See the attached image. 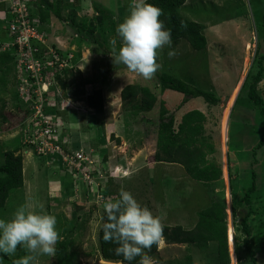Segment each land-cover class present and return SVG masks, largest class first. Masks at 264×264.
<instances>
[{
	"label": "rangeland",
	"instance_id": "rangeland-1",
	"mask_svg": "<svg viewBox=\"0 0 264 264\" xmlns=\"http://www.w3.org/2000/svg\"><path fill=\"white\" fill-rule=\"evenodd\" d=\"M3 1L0 0V18L8 5ZM130 3L131 0H59L51 7V22L39 27L48 33L49 45L57 44L60 51L71 50L74 54V71L66 79L71 85L66 90L57 85L51 100L60 111L56 113V122L64 125L68 149L80 144L77 148L84 156L94 157L96 165L91 171L96 173V185L87 188L81 175L64 170L59 162L40 157L24 146L21 128L31 116V106L27 100L16 99L12 77L15 63L10 64V71L0 63V110L1 117L6 119L0 128V166L8 151L24 159V187L11 192L6 207L0 210V219L11 220L24 204H32L37 212L42 205L43 212L56 216L62 239L55 249L60 242L66 248L59 261L55 255H44L39 257L40 264H65L72 254L77 255L73 264H121L105 261L98 242L105 214L103 202L118 198L121 187L160 216L164 226L194 229L198 214L212 204L210 187L190 178L181 165L156 163L153 157L161 108L175 116L176 129L187 113L198 110L206 117L203 134L216 151L209 158L222 166V179L212 188L228 205L231 264H238L235 247L244 237L233 224L232 204L236 211L248 212L244 195L253 173L258 190L252 196L250 241L257 253V264H264V250L260 247L264 242V148L255 150L264 133V120L260 109L246 101L248 87L243 89L249 73L256 72L257 61L264 56V0H187L182 14L203 24L207 47L195 50L188 41L181 40L159 51L157 62L162 67L157 73L169 74L214 94L219 99L217 104L202 98L182 104L184 95L163 91L156 76L145 80L123 64L114 63L109 41L116 39L118 51L121 41L116 28L129 14ZM91 29L93 35L89 36ZM94 38L100 45L94 43ZM0 41L4 47L11 43L7 29L0 28ZM169 51L176 52L174 58L169 59ZM127 85L152 90L157 98L154 108L141 111L135 104L124 103L121 92ZM95 89L103 91L102 112L89 108L85 101ZM258 92L264 99V78ZM3 176L0 173V178ZM109 190L116 195L110 197ZM215 251V245L202 250L169 245L162 239L153 258L156 264H194V260H199V264H217ZM27 254L18 247L14 256H7L13 262ZM0 264L7 263L0 260Z\"/></svg>",
	"mask_w": 264,
	"mask_h": 264
},
{
	"label": "trees",
	"instance_id": "trees-1",
	"mask_svg": "<svg viewBox=\"0 0 264 264\" xmlns=\"http://www.w3.org/2000/svg\"><path fill=\"white\" fill-rule=\"evenodd\" d=\"M57 1L59 2V0L55 2ZM55 2L51 3V0H34L31 2L33 20L36 21L35 25L38 29L40 26L48 25L51 22L52 13L50 10ZM147 2L163 10L164 15L161 16V20L164 21L166 28L172 31V42L176 43L181 40H186L195 50H203L207 47V39L203 33V24L195 22L182 14L181 9L186 4L187 0H147ZM181 22H183L186 27H181ZM262 25L264 27V22ZM92 31L93 29H91V34H89V36L93 35ZM94 43L100 45L99 40L96 38H94ZM0 58V63L6 65L9 71L11 70V63L14 62L17 67L15 50L1 52ZM263 62L264 56L262 55L257 61L258 69L254 74L249 73L244 82L243 89L248 87V94L245 96L247 99L246 101L249 102L252 107L260 109L261 118L264 120V99L258 92V85L264 78ZM73 71L74 69H65L59 75L57 74V85H60L64 90L68 89L71 84L67 83L66 79L73 74ZM14 72L12 77L15 96L17 100H21L19 89L22 80L19 77L17 69ZM155 76L158 80V86H160L163 91L170 90L184 95L182 104L197 98H202L209 104H217L219 102V99L214 94L201 91L169 74L156 73ZM56 87L54 88L53 86L47 93L46 96L48 98H52L56 95ZM240 97H238L235 102L236 104H238ZM121 99L126 104H135V107L141 111H151L157 101L154 92L148 87L141 85H127L121 92ZM85 101L89 108L96 112H102L104 110L102 89L93 90V92L86 97ZM54 104L53 101L49 100L45 104V112L55 119L56 113L60 111ZM235 106L236 105H234L233 111ZM205 118V115L201 111L195 110L189 112L182 118V123L178 125L176 129L175 116L169 113L164 107L161 108L156 153L153 157L154 162L181 165L190 178L210 187L208 191L213 199L211 206L198 214V222L194 229L186 230L182 226H164L162 239L169 245L195 246L202 250H207L211 245H215L217 264H231L227 229L228 205L226 199L218 196L214 188H212L214 184L222 179V166L212 162V159L209 158L215 154L216 151L212 143H210L208 138L203 134ZM2 120L6 119L1 117L0 110V128ZM75 146L74 149L68 150L66 149L67 147L62 144L63 149L73 155L80 151L77 148L80 144H75ZM90 147L94 148L93 145ZM263 148L264 133L261 135L255 150H262ZM84 166L85 165H83V168ZM0 173L4 175L0 178L1 210L6 207L11 192L24 187L23 157L21 155H16L14 151L6 152L5 163L0 166ZM255 178L256 174L253 173L251 183L244 195V203L249 207L248 212L240 213L235 210L234 202L232 204L233 224L244 236L241 240V244L237 243L235 247L238 264L245 261L257 264V253L250 241L251 231L249 226V219L254 214L252 196L258 190ZM106 193L107 195L110 193V197L116 195L113 190H109V193L108 191ZM236 219H238L237 222ZM105 222H107L106 214H104L103 223ZM98 242L101 257L105 261L128 264L127 261H123L122 256L115 255L114 249L117 247L116 244L106 243L103 240L102 227L99 231ZM260 244L261 249L263 248L264 250V242ZM65 248V244L62 242L57 245L55 251L56 260L59 261L64 254ZM157 252V247L153 246L148 254L154 257ZM76 256V254L68 256V261L65 264H73V261L77 258ZM139 259L140 257H137L131 264H138ZM0 260L5 261L7 264H13V262L8 259V256L3 253H0Z\"/></svg>",
	"mask_w": 264,
	"mask_h": 264
},
{
	"label": "clouds",
	"instance_id": "clouds-1",
	"mask_svg": "<svg viewBox=\"0 0 264 264\" xmlns=\"http://www.w3.org/2000/svg\"><path fill=\"white\" fill-rule=\"evenodd\" d=\"M163 15L161 8L147 0H131L129 14L116 28L121 41L119 50L115 38L109 41L114 63L123 64L130 72L145 80L153 79L162 67L157 62L159 51L172 45V31L161 20ZM181 27L186 25L181 22ZM40 31L46 35L49 43L48 33ZM0 44V53L5 52L2 50L4 44L1 41ZM51 45L59 48L57 44ZM66 53L72 52L70 50ZM175 55V51L168 52L169 59ZM53 86H57V76ZM60 128L62 132L65 129L64 125ZM94 163L96 165V161ZM40 207L41 211L37 212L32 204H24L18 207L11 220L0 219V253L14 256L18 247L28 253L14 260L13 264H40V256L55 255V245L62 239L56 227L57 218L43 212L42 205ZM103 209L107 221L102 226L103 240L117 245L115 255L122 256L128 264L137 257H140L138 264H156L148 253L153 246L159 250L164 231L162 218L155 216L147 206H142L123 187L118 198H108L103 202ZM194 264H199V260H194Z\"/></svg>",
	"mask_w": 264,
	"mask_h": 264
},
{
	"label": "built area",
	"instance_id": "built-area-1",
	"mask_svg": "<svg viewBox=\"0 0 264 264\" xmlns=\"http://www.w3.org/2000/svg\"><path fill=\"white\" fill-rule=\"evenodd\" d=\"M3 2L8 5L3 12V18H0V28L7 29L12 41L5 47L4 44L2 50H15L16 69L22 80L20 99L27 100L31 106V116L28 115L21 128L24 133V146L32 148L40 157L50 158L54 163L59 162L64 166V170L69 169L72 173L81 175L87 188L96 185V173L91 171L95 166L92 157L84 156L80 151L75 155L65 151L62 144L67 147L68 143L64 141L61 124L45 112V104L51 100L46 95L56 84L57 74L72 68L74 54L62 52L49 45L46 35L38 29L33 20L32 0Z\"/></svg>",
	"mask_w": 264,
	"mask_h": 264
},
{
	"label": "bare ground",
	"instance_id": "bare-ground-1",
	"mask_svg": "<svg viewBox=\"0 0 264 264\" xmlns=\"http://www.w3.org/2000/svg\"><path fill=\"white\" fill-rule=\"evenodd\" d=\"M82 118V117H81Z\"/></svg>",
	"mask_w": 264,
	"mask_h": 264
}]
</instances>
